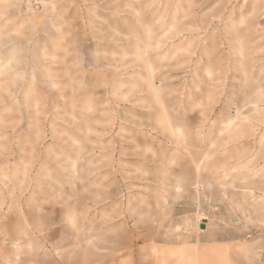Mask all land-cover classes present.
<instances>
[{"label":"rangeland","instance_id":"374dc122","mask_svg":"<svg viewBox=\"0 0 264 264\" xmlns=\"http://www.w3.org/2000/svg\"><path fill=\"white\" fill-rule=\"evenodd\" d=\"M0 264H264V0H0Z\"/></svg>","mask_w":264,"mask_h":264},{"label":"bare ground","instance_id":"6f19581e","mask_svg":"<svg viewBox=\"0 0 264 264\" xmlns=\"http://www.w3.org/2000/svg\"><path fill=\"white\" fill-rule=\"evenodd\" d=\"M86 28H88V27H86ZM5 36H6V35H5ZM2 50H3V49H2ZM9 53H10V52H9ZM13 54H14V52H13ZM40 57H41V56H40ZM4 62H5V61H4ZM77 65H78V64H77ZM177 130H178V129H177ZM178 131H179V130H178ZM181 141H182V140H181ZM182 143H184V142L182 141ZM176 146H177L176 148L178 149V147H179V142H176ZM183 146L185 147V145H183ZM177 154H178V153H177ZM180 155H181V154H180ZM183 156H184V155H183ZM200 163H201V162H200ZM198 169H199V168H198ZM209 181H210V180H209ZM209 181H208V182H209ZM196 182H198V180H197ZM194 185H195V184H194ZM194 185H193V186H194ZM207 185H209V184H207ZM175 186L180 187V186L178 185V183H175ZM252 196H254V195H252ZM198 221H199V220H198ZM200 229H202V228H200ZM180 258H181V261H182V258H183V257L180 256L179 259H180Z\"/></svg>","mask_w":264,"mask_h":264},{"label":"water","instance_id":"95a60500","mask_svg":"<svg viewBox=\"0 0 264 264\" xmlns=\"http://www.w3.org/2000/svg\"><path fill=\"white\" fill-rule=\"evenodd\" d=\"M200 228L204 229L205 228V224L204 223H201L200 224Z\"/></svg>","mask_w":264,"mask_h":264}]
</instances>
